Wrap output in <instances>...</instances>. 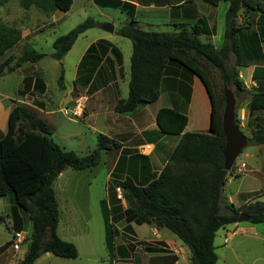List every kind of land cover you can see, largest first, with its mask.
<instances>
[{"label":"trees","instance_id":"1","mask_svg":"<svg viewBox=\"0 0 264 264\" xmlns=\"http://www.w3.org/2000/svg\"><path fill=\"white\" fill-rule=\"evenodd\" d=\"M6 2L0 0V6ZM72 2L18 0L21 9L34 7L43 13L67 12ZM203 2L212 7L221 2L226 3L223 40L219 47L200 40V36L214 35V29H209L204 20L198 19L191 26L174 24L175 31L171 33L144 31L132 19V4L119 0H94L95 4L103 8L118 9L130 20L116 31L117 35L131 42L127 97L116 101L113 108L116 114L130 115L154 103L159 97L160 82L169 63H176L196 75L211 104L210 124L206 133L183 132L187 117L173 109L161 108L156 112L155 124L159 133L177 136L179 140L163 168L147 183L139 185L126 176L122 180H113L111 186H108V201L101 200L100 209L110 257L115 251V229L109 221L110 215L114 222L125 220L127 225L124 229L131 233L130 223L138 226L153 224L157 228L167 229L189 251L190 264L216 263V232L235 224L240 213L246 214L248 222L253 225L264 223L263 202H250L242 210L222 203L223 187L233 170H223L225 136L221 126L222 115L211 84L202 70L204 61L219 70L225 87L234 86L241 91L243 86L239 69L253 66L252 80L257 89L251 93L247 109L249 113L264 112V82L261 83L257 78V72L264 67V0ZM240 14L245 19L238 24ZM96 26L92 18H87L68 33L58 36L52 43L51 57L61 61L77 38ZM20 40L21 32L18 29L0 23V58ZM94 46L87 49L83 58L88 56ZM111 52L121 58L116 48L112 47ZM44 56L26 47L13 67L20 68L25 63L38 62ZM231 56L234 57V64L229 67ZM12 60L10 56L0 63V73ZM13 67L8 70L12 71ZM35 78L33 91L41 88L43 94L44 83ZM29 80L24 81L25 87L29 85ZM62 81L61 72L57 80L59 87ZM17 94L19 98L31 96L24 87ZM10 102L13 106L7 116L5 132L0 137V197L8 195L13 203L10 211L15 232L22 231L19 210L26 213L31 227L27 250L18 264H33L45 253L63 259H75L77 249L74 244L62 240L56 233L59 209L52 188L53 182L66 167L82 171L97 166L101 159L100 153L117 147V144L100 135L97 148L87 155L79 156L59 147L52 140L50 128L36 120L27 108L15 104L14 100ZM221 102L223 106L224 96ZM237 117L235 119L238 124ZM247 141L255 146H264V126L255 128ZM116 187L121 189L124 209L116 199Z\"/></svg>","mask_w":264,"mask_h":264},{"label":"rangeland","instance_id":"2","mask_svg":"<svg viewBox=\"0 0 264 264\" xmlns=\"http://www.w3.org/2000/svg\"><path fill=\"white\" fill-rule=\"evenodd\" d=\"M182 2V6H177ZM155 4H168L173 10L172 16L177 19L176 23H184L188 26L193 25L198 19L204 20L209 29H214L213 39L211 37L201 36V41L210 43L219 47L223 40L224 32V13L226 3H219L212 7L203 2V0H155ZM150 11H141L135 16L137 26L144 31L171 33L175 31L173 20L169 19V9L163 10L154 7ZM161 8V7H160ZM92 18L97 26L86 30L74 42L71 50L62 58L56 61L51 57L53 53L52 43L61 35L68 33L77 25ZM245 16L241 14L237 18V23H243ZM130 22L127 17L118 9L103 8L94 3V0H74L72 6L67 12L54 11L43 13L38 9L31 7L23 10L19 7L18 0H7L0 6V23L8 27H14L20 32L28 29L37 30L32 37L23 42H19L1 58L2 63L8 56L13 60L0 73V104L4 112L13 104L27 108L41 123H44L51 130L52 140L61 148L67 151H73L79 156H84L97 148V134H92L87 128L85 121L72 116L68 106L62 105L58 108L55 103L60 100L64 92L70 89L72 85L73 73L76 63L88 41L97 34H104L101 26L109 24L113 26L111 33L113 44L119 48L124 59L125 68L128 69L129 58L131 56V42L127 38L120 37L116 31ZM34 50L45 56L36 63H25L21 68H14L17 59L22 55L25 48ZM264 52V46H263ZM234 64V57L231 56L228 66ZM9 71V68H12ZM202 70L208 78L214 96L218 102V110L223 113L221 98L223 97V88L225 87L220 76V72L215 67L202 61ZM63 73L65 89L58 88V77ZM249 69L240 68L239 78L242 81V90L238 91L234 86L227 88L233 93L235 99V118L243 115L242 124L238 123L239 130L246 138H250L253 130L259 126H264V112L249 113L247 103L251 93L256 90V84L252 80V74L248 77ZM31 75L37 77L39 82L44 80L50 96L44 94L38 99L33 91L31 96L19 98L17 92L21 90V78ZM43 78V80L41 79ZM257 78L261 83L264 82V67L257 72ZM42 80V81H41ZM183 94H189V88L182 86ZM41 95V94H40ZM55 101V102H52ZM66 107L68 114L60 112V108ZM153 107L148 106L144 113V123L146 127L152 126L151 112ZM151 123V124H150ZM6 123L0 126V137L5 132ZM176 136L168 137L171 145L178 140ZM155 139L149 137L145 142L156 144ZM124 155L129 152L135 155L134 163H126L118 160L113 162L117 150L111 147L107 154L100 153V162L97 166L82 171L73 170L69 167L58 175L53 182L52 188L58 203L59 222L57 226V235L64 241L74 244L77 249V258L61 259L51 254L42 257L35 264H190L189 251L180 242V240L165 228H157L153 224L135 225L130 223L132 233L125 231L127 225L125 220H111L112 228L115 229L113 245L115 251L113 256H109L105 244L104 222L100 209V201H108V186H111L113 180H122L126 175L139 185L145 184L156 177L159 171L149 169L143 170L140 165L142 162L138 159V150H123ZM127 152V153H126ZM250 154L247 157V155ZM139 158H142L139 156ZM248 163L241 176L246 179L242 190L247 194V198H252L256 194L254 191L262 190L264 193V146H255L248 143L235 161L239 163ZM137 163V164H136ZM139 164V165H138ZM154 172V173H152ZM232 175L235 176L234 170ZM147 177L144 179V177ZM248 176V177H247ZM237 182V181H235ZM259 201L264 203V196ZM222 203H224L222 201ZM12 201L7 196L0 197V264H18L23 254L27 250V241L31 230L28 217L25 212L19 210L22 221V231L17 233L12 229L11 211ZM225 204V203H224ZM108 205V204H107ZM112 207V205H109ZM108 206V207H109ZM242 208H239L242 210ZM125 204L123 203V209ZM224 211V210H223ZM114 213V212H112ZM115 214V213H114ZM112 214V216H114ZM239 229L255 227L257 235L250 233H238L231 235L232 226L227 225L224 229L217 231L214 238L215 254L217 261L215 264H264V223L253 225L249 222L238 224ZM225 239V243L223 240ZM183 251L180 250V248ZM154 250V251H151ZM165 258V259H164ZM175 258V261L173 260Z\"/></svg>","mask_w":264,"mask_h":264},{"label":"crops","instance_id":"3","mask_svg":"<svg viewBox=\"0 0 264 264\" xmlns=\"http://www.w3.org/2000/svg\"><path fill=\"white\" fill-rule=\"evenodd\" d=\"M119 1L128 2L134 6L133 20L135 19V16H137V13L140 9L141 11H150L151 9H155L154 7L157 6L159 9H169L170 20H173L172 16L176 17L175 14L173 15V10H171L170 5L164 4L156 6L155 0ZM181 3L182 2H180L177 6H182L183 3ZM127 19L129 20L128 17ZM176 20L177 19L174 18L172 22H174V24H179V22L176 23ZM134 22L137 24L135 20ZM36 30L37 28L34 31H29L28 29L23 30L21 32L20 42L31 38ZM110 35L111 34L106 32H104V34H97V36H94L86 43L76 63L70 89L66 91L63 77L62 86H58V88L63 91L65 90L66 92H64L58 102L57 100L56 102H52H55L58 108L62 105L68 106L70 113L76 110L81 112V116L77 118L84 121L87 120V122L85 121V124L92 134H97V140L98 136L100 135L113 140L117 144V147H112L117 150L113 162H116L117 160L118 162L122 160V162H126L128 164L137 162L138 160L133 161L135 157L133 153L126 152L127 155H124L125 151L123 150H138L139 156L142 157L139 158L138 156V159L142 162L140 165H143V170L147 169L148 171L151 169L154 172L157 170L160 171L167 162L172 150L176 146L179 137L177 138L178 140L174 143V145H171L168 141V137L170 136L159 133L155 124L156 112L161 108L173 109L187 117V125L183 132L206 133L209 129L211 112V104L208 94L196 75L188 72L176 63H169L165 68L160 82L159 97L154 103L144 106L130 115L124 116L116 114L113 110L116 101L125 99L127 97L129 65L128 69H126L125 59L119 48L113 44ZM213 36L214 35L209 37L213 39ZM206 42H210V40H207ZM91 45H95L94 49L88 53V56L83 58L87 49ZM112 47L117 49L121 58L115 57L112 54ZM246 68L249 69V77L253 73L254 67L249 66ZM27 79H30L29 85L25 87L24 81ZM41 79L43 80V78ZM35 81L36 78L31 75L23 76L21 78V88H26L27 93L32 94L35 87ZM181 84H183L182 86H187L189 88V94L187 92H185V94L182 93ZM44 86L45 90L43 94H41V88L39 87L40 89H38V92H36L35 96L37 95L36 97L40 99L44 94H47V96H50L52 99V96L50 95L45 83ZM148 106L153 107L151 112L153 124L149 127V129L146 127L148 124L145 126L143 121L144 113ZM11 107L12 105L6 109V112H4L2 105L0 104V126H3L4 123H6ZM59 110L64 115L67 114L65 113V110L68 111L66 107H62ZM149 137L157 140L156 144L145 142ZM144 146H150V149L148 151H144L141 149ZM109 150H111V148ZM107 152L108 151L105 152V155ZM248 156L250 158V154L247 155V157ZM246 165L247 167L249 165V171L253 172L251 165L248 163H246ZM126 176L130 177V175ZM145 178L147 177L145 176L144 179ZM245 179L246 177H242L241 175L239 177H234L233 175L227 177L222 191V201L225 204L232 205L234 208L239 209L250 202H254L251 201L252 198H255L253 200H259L260 197L264 196L263 191L259 190L252 192L256 194L254 197L251 199L247 198V194H245L242 190ZM121 205L123 207V202H121ZM238 224L240 223L236 222L235 224H231V235L238 233H250L257 235V230L255 227L239 229ZM262 236H264V231H262ZM180 250L183 251L182 248H180ZM47 254L50 253L42 254L33 264H35L43 256L46 257Z\"/></svg>","mask_w":264,"mask_h":264},{"label":"water","instance_id":"4","mask_svg":"<svg viewBox=\"0 0 264 264\" xmlns=\"http://www.w3.org/2000/svg\"><path fill=\"white\" fill-rule=\"evenodd\" d=\"M101 30L106 33H113L114 28L109 24L101 26ZM224 109L221 117L222 132L225 136V145L222 150L223 170L230 172L236 159L247 146L246 136L239 130L235 119V99L233 93L227 88H223ZM246 214L240 213L237 223L248 222Z\"/></svg>","mask_w":264,"mask_h":264},{"label":"built area","instance_id":"5","mask_svg":"<svg viewBox=\"0 0 264 264\" xmlns=\"http://www.w3.org/2000/svg\"><path fill=\"white\" fill-rule=\"evenodd\" d=\"M65 113L68 114L67 110H65ZM71 115H72V116H75V117H80V116H81V112H79L78 110H76V111L72 112ZM243 117H244L243 115H240V116L237 117V119H238V123L242 124L241 121L243 120ZM141 149L144 150V151H148V150L150 149V146H144V147H142ZM245 167H246V164L241 162V163H239L238 165H235V163H234V165L232 166L231 169L234 170V174H235V175H241V174L244 173V171H245ZM115 193H116V199H117L118 201H120V202H123L121 189L118 188V187H116V188H115ZM225 242H226V241L224 240V243H225Z\"/></svg>","mask_w":264,"mask_h":264}]
</instances>
